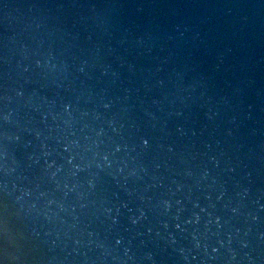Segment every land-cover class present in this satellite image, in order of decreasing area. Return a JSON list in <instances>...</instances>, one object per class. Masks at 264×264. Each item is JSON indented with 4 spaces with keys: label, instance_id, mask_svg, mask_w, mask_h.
Wrapping results in <instances>:
<instances>
[{
    "label": "water",
    "instance_id": "water-1",
    "mask_svg": "<svg viewBox=\"0 0 264 264\" xmlns=\"http://www.w3.org/2000/svg\"><path fill=\"white\" fill-rule=\"evenodd\" d=\"M0 264H264V0H0Z\"/></svg>",
    "mask_w": 264,
    "mask_h": 264
}]
</instances>
